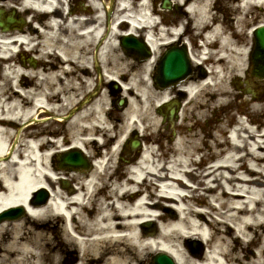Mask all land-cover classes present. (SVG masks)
Wrapping results in <instances>:
<instances>
[{"label": "bare ground", "instance_id": "obj_1", "mask_svg": "<svg viewBox=\"0 0 264 264\" xmlns=\"http://www.w3.org/2000/svg\"><path fill=\"white\" fill-rule=\"evenodd\" d=\"M235 1L239 2L236 7L233 6ZM176 2L180 7L183 0ZM14 3L19 4L27 16L25 24L19 28L0 29V156L9 150L19 123L57 116L80 100L84 88L86 92L91 90L96 68L89 55L105 34V8L101 0H91L92 8L85 9L91 14L86 19L82 18L85 14L80 12L79 2L65 12L63 8H68L65 0L60 2L62 7L57 8V0H0L3 7ZM227 3L229 8L241 12L234 32L223 16L212 12L211 0L186 3L187 28L194 31L185 39L191 58L198 66L210 64L204 65L205 77L194 71L190 79L180 84L188 96L181 105L178 121L172 126L178 135L172 143L165 144L159 137L165 127L160 123L159 112L165 111V106L157 107V104L175 99L172 94L176 88H159L152 79V66L161 46L175 42L172 37L182 36L184 19L180 16L172 19L169 27V12L157 7L152 0H116L112 27L99 50V60L103 82L107 81L110 86L113 82L122 83L126 108L123 113L116 112L112 93L105 88L68 123H60L67 133L64 139L52 140L49 131L59 134V130L52 128L20 133L11 159L0 161V212L22 206L28 217L24 222L1 224L0 231L10 226L17 227V231L5 243L0 264H53L47 262L42 250V241L48 238V233L38 231L35 226L52 218L66 220V230L75 227L80 233L91 236L80 238L82 250L90 256H99L104 264H124L123 259L107 255L102 249L107 241L113 240L131 241L148 255L168 253L179 264H234L232 261L239 260L241 253L246 252V244L258 242L254 251L256 258L246 264H264V143L260 138L264 132L255 129L254 121L243 116L226 139L222 137L221 124L215 133L209 132L211 141L206 140L205 135H209L201 127V123L210 121L218 107L245 96L239 91L243 90L242 82L235 81L232 75L240 76L244 72L247 51L242 48L246 45L248 13L259 5L264 7V0H227ZM128 9L134 15L131 24L122 20ZM156 13L162 15L161 25ZM34 20L40 21L41 31L34 29V25H38ZM141 24L148 28L139 29L137 26ZM152 24L155 25L151 27ZM125 26H128L126 30ZM141 29L146 32L154 55L137 63L130 61L120 45L112 40ZM205 30H208L205 45L200 52L195 38ZM24 48L35 51L31 62L26 54L21 55ZM55 61L61 63L54 67L51 64ZM85 72L89 76H85ZM249 84H252L251 78ZM243 101L248 103L249 99L244 97ZM263 108L255 101L251 103V110L256 113ZM233 115H229V120ZM118 119L122 121H116ZM139 122L144 125L145 135L160 141L162 149L159 153L148 146L145 156L134 167V177L143 178L142 184L126 178L125 171L110 170L117 151L115 145ZM186 128L191 132H186ZM149 130L151 134L147 133ZM100 133L106 136L105 143H116L108 151L107 160H97L87 176L74 172L70 177L77 181L74 193L61 188L52 190L49 181H56L60 174L51 163L52 154L67 148L64 144L70 138L72 143L68 148L83 149L89 156L97 155L95 138ZM200 151H204L202 169L196 166ZM97 179L102 180V189H98ZM193 179L201 189L198 194L194 193L197 189L190 187ZM215 180L217 184L213 183ZM157 184L161 186L158 195L154 192ZM43 186L51 189V198L46 204L38 205L33 201L34 194ZM138 187L140 189L136 190ZM99 190L105 194L99 195ZM187 192L190 195H186ZM89 203L96 204L94 214ZM170 203L176 204L174 210L170 209L174 215L169 213ZM155 220L159 222L157 233H144L142 225ZM21 230L31 235L23 236ZM192 237L207 243L208 251L200 254L191 250L188 238ZM239 243L242 250L231 249L233 244Z\"/></svg>", "mask_w": 264, "mask_h": 264}, {"label": "rangeland", "instance_id": "obj_2", "mask_svg": "<svg viewBox=\"0 0 264 264\" xmlns=\"http://www.w3.org/2000/svg\"><path fill=\"white\" fill-rule=\"evenodd\" d=\"M157 2H158V0H156ZM212 1V12L213 13H215V14H218L219 12L217 11V9L216 8H214V3H215V1H216V4H218L219 3V5L220 6H223L224 5V7H225V4H228L227 3V0H211ZM215 4V5H216ZM238 3L235 1V2H233V6H235L236 7V5H237ZM225 9V14L224 15H228L229 17H233V21H231V22H229L230 24V27H232L231 29H232V31H235L236 30V26H237V28H238V20H239V18H240V15H241V12H240V10L239 9H237V8H224ZM263 10H264V7L262 8V5H259V6H257V8H254L250 13H248V16H247V21H248V26H246V29H245V35H244V39H245V41L244 42H246V45L242 48V50H244V51H247V50H249V48H251V46H252V44H253V34H251V32H250V30H251V28L253 27V26H255L256 24H259V22H262L263 20H264V16H262V17H260L261 16V12H263ZM174 15V14H173ZM176 15V14H175ZM177 16V15H176ZM240 28H241V26H240ZM124 29V28H123ZM112 42H115V43H120V38H114L113 40H112ZM122 50V49H121ZM122 52H123V50H122ZM117 53H120V51H118ZM124 53V52H123ZM91 56V55H90ZM92 57H93V55H92ZM130 61H132V62H135L134 61V59L132 58V57H130V58H128ZM56 63V62H55ZM244 63H245V67L246 66H248V61H247V57L245 56V58H244ZM154 66V65H153ZM247 68V67H246ZM234 76V74L232 75V77ZM95 79H96V75H94L93 76ZM231 80V79H230ZM95 85H96V83H95ZM103 85H106L105 86V88H106V90L108 89L109 90V88L107 87L108 86V82H104V84ZM111 90V89H110ZM110 90H109V92H110ZM111 92H112V90H111ZM84 94V93H83ZM82 94V95H83ZM81 95V96H82ZM80 96V97H81ZM249 96V95H248ZM210 98H211V96H209ZM250 97V96H249ZM244 98V97H243ZM113 99H117V94H115V95H113ZM233 102H235V104L233 103ZM233 102H231V103H233L232 105H227L226 107H222V108H220V107H218V109L215 111V112H213L212 113V117H211V122L209 123V125H208V123H206V121L205 122H203V123H201V126L203 127V129L204 130H206L205 131V133L206 134H209V137L208 136H206L205 135V137H206V140H209V139H211L212 138V133L210 134L209 132H213V133H215L216 132V128L217 127H219L218 125H222L223 127H224V133H223V138H226V136H227V134H228V128H230V127H232L233 125H236L237 124V121L236 120H238V118L240 117L239 115V113H241V112H246L247 114H249L250 115V117L251 118H253V121H255V123H254V128L255 129H259V131L262 133V132H264V108H263V104H264V102H260V105L262 106V112L260 111V113H256V112H254V111H252L251 110V105H250V103L249 104H245L243 101H242V98H241V100H236V101H233ZM230 103V104H231ZM240 105V106H239ZM106 106H110V104H107ZM69 110V108H64L63 110H62V112H59V114H65L67 111ZM215 113V114H214ZM230 114H234L235 115V117H233V118H231L230 120H229V115ZM233 115V116H234ZM63 120H59V118H54V117H52L51 116V118H49V119H47V120H45V121H43V122H39V123H35V124H32V126H33V128L31 127L30 128V126H27V127H25V129H24V131L23 132H26L27 130H29V129H33V130H38V131H41L42 129H45V128H52V129H57V130H59V134H53L54 135V137H60L61 136V139L63 138V136H62V134H63V132L65 133L66 132V130L64 129V127H63V125L62 124H60V122H62ZM261 124H263V125H261ZM67 126V125H66ZM65 126V127H66ZM166 134L167 133H169L170 132V130L167 128V130H165L164 131ZM186 132H191V130L189 129V128H186ZM57 135H60V136H57ZM65 135V134H64ZM165 137V136H164ZM260 138H263V143H264V136L263 135H261L260 136ZM255 139L256 140H258L259 138H258V136H255ZM255 139H253V141L255 140ZM162 140H163V138H162ZM163 141H166L165 139L163 140ZM66 145L68 146L69 145V142L67 141V143H66ZM154 147L155 148H157V146H156V144H154ZM52 149H54V147H51ZM204 152V151H203ZM207 166H208V164H207ZM197 167H199V166H197ZM200 169H201V166L199 167ZM194 182L196 181V179L195 180H193ZM214 184H217V181L215 180L214 182H213ZM200 191H201V189H200ZM200 191H196L195 193H200ZM17 221H20V220H17ZM21 221L22 222H24L25 220H22L21 219ZM52 223H57V219H53V221H52ZM32 227V226H31ZM34 228V227H33ZM17 231V227H14V226H10V228L9 229H2L1 231H0V258H1V256L2 255H4L5 254V252L3 251V249H4V246H5V243H7L10 239H11V236L15 233ZM20 233L21 234H23V236H29V235H31V232H28L27 230H21L20 231ZM25 233V234H24ZM113 244L114 242H108L107 244ZM258 243V242H257ZM236 245H240V243L239 244H236ZM236 245H232V250H234V248H235V246ZM254 245H256V243L254 244ZM252 248V247H254V246H248L247 245V247H246V253H245V255H243L242 253H241V256H243L242 258H241V261H239V260H234L233 262H234V264H246V262L247 261H250L251 259H255V257H254V255H252L251 254V252H249L247 249L248 248ZM134 249L137 251V248H135L134 247ZM241 250V248H239V251ZM127 255V254H126ZM247 255V256H246ZM120 256V255H119ZM121 257V256H120ZM132 255H127V258H126V260L128 261H132ZM146 258V257H145ZM146 261H147V258H146ZM147 262H150V257H148V261ZM244 262V263H243ZM150 264V263H149Z\"/></svg>", "mask_w": 264, "mask_h": 264}, {"label": "water", "instance_id": "obj_3", "mask_svg": "<svg viewBox=\"0 0 264 264\" xmlns=\"http://www.w3.org/2000/svg\"><path fill=\"white\" fill-rule=\"evenodd\" d=\"M111 16V11H108V25ZM3 25L2 23H0ZM257 44L256 49L253 53V60L256 65L255 74L264 77V27L257 30ZM124 47L130 51L135 52L138 50L144 51L145 45L137 41L133 37H126L123 40ZM189 57L185 48L183 49H171L165 56L161 67V75L159 81L161 84H168L170 82H176L183 78L187 71H189ZM15 145V143H14ZM13 145V146H14ZM84 162L83 157H81L80 152L75 151L67 156L61 158L62 165H80ZM43 191L39 192V195L44 199ZM24 212L22 207L9 209L0 214V221L12 218L16 216H21ZM155 264H175L172 257L165 253L157 254L154 258Z\"/></svg>", "mask_w": 264, "mask_h": 264}, {"label": "flooded vegetation", "instance_id": "obj_4", "mask_svg": "<svg viewBox=\"0 0 264 264\" xmlns=\"http://www.w3.org/2000/svg\"><path fill=\"white\" fill-rule=\"evenodd\" d=\"M76 0H71L72 5L75 4ZM62 254L58 257L57 264H93V261L90 260L87 263L84 262L82 256L80 255V251L78 250L77 245H63L62 246ZM54 260V259H53Z\"/></svg>", "mask_w": 264, "mask_h": 264}]
</instances>
